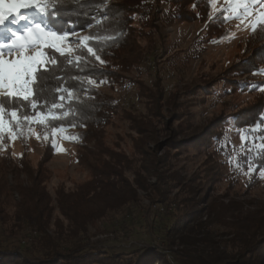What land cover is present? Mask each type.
Masks as SVG:
<instances>
[{
	"label": "trees",
	"instance_id": "trees-1",
	"mask_svg": "<svg viewBox=\"0 0 264 264\" xmlns=\"http://www.w3.org/2000/svg\"><path fill=\"white\" fill-rule=\"evenodd\" d=\"M163 1L60 0L57 4L59 21L53 23L72 21L77 29H83L77 33L86 31L84 38L99 39H86V44L75 51L72 62H69V55L56 54V63L49 64V72L44 74L46 78L42 81L46 87L39 97L46 103L39 112L47 111L57 102L55 89L64 86L72 92L71 102L65 106L70 113L65 118L49 120L45 129L38 127L37 131L50 135L67 129L76 131L80 140L77 163L88 172L89 179L74 191L58 188L52 200L44 185L47 179L44 165L54 153L52 144H46V153L35 170L29 167L23 170L30 183L18 181L20 170L11 168V159L6 156L0 165V264H170L161 253L152 250L142 255H125L107 254L94 247L85 249V237L91 225L103 221L114 211L125 210L130 214L137 207L136 191L127 180V173L133 175L132 183L140 190H145L149 186L148 178L154 177L155 191L161 196V203L170 201L168 194L176 189L174 200L177 204L174 203L173 214L176 219L167 230V237L171 245L177 240L186 248L174 252L178 264H264V215L255 211L250 213L244 209L243 202L234 198L226 204L215 203L217 198L212 192L218 175L214 164H210L212 157L209 158L216 152L227 151L222 143L230 129L237 132L245 128L255 129L246 134L254 138L255 144H264L260 139L264 137V120L260 119L264 113V93L235 111L211 117L204 125L189 124L192 114L185 108L178 110L183 106L177 104V96L169 93L166 97L158 76L155 58L163 42L155 22L163 25L201 22L209 38L202 41L216 44L221 37L212 33L225 20L223 13L211 17L208 0H169L174 7L165 13L159 10ZM190 5H194V11L185 10ZM102 16L105 18L98 22V17ZM140 41L144 44L141 45ZM89 45L95 54H89ZM243 55L240 63L224 70L218 79L206 82L211 94H230L238 90L251 92L261 85L264 25H258L252 32ZM140 70H153L151 86L143 80H131L125 76L132 72L138 75ZM246 74L251 75L243 82L234 81L235 77ZM92 81H103L102 84L113 91L135 88L145 112L136 113L124 108L115 97L95 89ZM200 85L191 90H199ZM164 105L172 108L166 111ZM32 111L26 106L22 114L32 115ZM184 116L185 121L174 128L170 120ZM117 118L126 122L127 129L132 132L126 134L130 155L106 137L107 128ZM187 129L190 135L180 139ZM213 145L216 148L210 150ZM190 149L211 155H208L203 169L186 177L174 169L172 161ZM161 152L163 155H158ZM258 153H264V150L245 148L234 157L244 168L248 167L245 161L251 158L258 166L254 173H258L264 168V154ZM24 159L23 155L20 156L23 166ZM8 174L17 179L12 186L5 182ZM14 193L18 195V201L13 197ZM9 207L11 210L7 209ZM56 210L59 217L53 219ZM212 216L217 220L218 228L230 232L231 237L224 242L225 251L219 249L215 239H209L215 237L212 230L207 229V219ZM200 237L202 239H198ZM198 245H201L200 249ZM23 250L31 252V257L23 255Z\"/></svg>",
	"mask_w": 264,
	"mask_h": 264
},
{
	"label": "rangeland",
	"instance_id": "rangeland-1",
	"mask_svg": "<svg viewBox=\"0 0 264 264\" xmlns=\"http://www.w3.org/2000/svg\"><path fill=\"white\" fill-rule=\"evenodd\" d=\"M120 1L124 0H111V3ZM208 1L210 3L211 17L219 13H223V16H225L226 9H229L230 6L235 7L233 0ZM173 7L169 0H164L159 10L165 13L173 9ZM185 10L194 11V5L186 6ZM261 12H264V5L258 4L254 12L246 19L239 20L232 18L225 21L224 24L217 26L212 34H215L218 38L220 36L221 38L216 44H212L207 40L202 41V39H207L208 37L206 28L201 22H175L167 25H163L158 21L155 22L161 31L160 35L163 42V46L158 49L155 58L158 76L162 80V87L165 90L166 97L169 93L177 96V104L183 106L182 108L179 107L178 110L182 111L185 108L188 113L192 114L189 123L192 126L199 127L204 125L211 117L221 113L228 114L231 111H235L250 103L260 93H264V68L261 73L262 76L259 77V81L262 82L261 85L256 86V89L251 92L238 90L230 94L213 95L205 85L207 81L218 79L217 77L224 70L230 68L233 64L240 63L245 57L243 51L247 48L252 32L254 31L252 25L256 24V27L260 25L256 22ZM104 18V16L101 18L98 17L97 21L99 22ZM85 34L86 31H83L70 37L72 43L65 46V51L70 57L69 61L72 62V56L75 51L81 45L86 44ZM209 37L212 38V35H209ZM140 44L143 45L144 43L140 41ZM40 51H43V49L26 52L25 55H36ZM192 54L194 55L193 58ZM7 59L14 58L9 57ZM153 75V70H140L138 75L132 72L125 76L131 80H143L147 86H151ZM250 75L246 74L235 77L234 81L243 82ZM195 85H200V89L197 91L191 90L196 88ZM92 86L107 96L115 97L124 108L126 107L136 113L145 112L142 103L137 99L135 88L133 87L113 91L109 90L102 83L92 82ZM59 88L61 92H56L57 98L63 95L65 99L62 101L57 99L55 103L57 105L56 107L39 112L34 117L29 115L32 118L30 121H24V126L20 127L14 134L15 138H11L6 132L3 138L0 139V165L4 158L9 156L11 159V162H9L11 163V168H19L20 173L17 178L18 181L24 184L30 183V181L23 170L28 169V167L35 170L39 161L46 153V144L48 142L52 144L54 153L44 165L47 172V179L44 185L52 200H54V194L58 188H63L67 192L74 191L89 179L88 172L77 163L76 157L80 151V140L77 138L76 131L72 129L54 131L51 135L49 133L40 134L37 131L38 127L45 129L49 120L59 117L65 118L70 113L69 109L65 106H68L71 102L72 92H69V89L64 86H60ZM163 107L166 111L172 108V106L168 108L167 105ZM53 114L56 115L54 116ZM184 118L186 116L175 121L171 119L170 122H172L174 128H177L181 124V121H185ZM189 129L184 131L185 134L180 139H184L190 135ZM128 133L132 134L127 129V123L117 118L107 128L106 137L108 140L111 139L114 144L117 143L123 148L124 152L130 155L129 140L126 137ZM240 134L241 132L233 129L227 130L222 143L223 148H227V151H223V153L216 152L211 155L205 151L198 152L190 149L184 152L178 160L173 159L172 163L174 169L179 171L182 176L190 177L204 168V162H206L210 154L211 156L209 158L212 157L210 158V164H214L218 175V180L214 184V190L212 192V195L217 198L215 203L226 204L230 199L234 198L235 201L243 202L244 209L250 211V213L255 211L257 213L261 212V215H264V177H260V171L258 173H254L253 171L250 178L245 174L248 171V167L240 168L234 166L235 164H239V162H236L234 156L235 153H241L242 142ZM246 143L250 146L254 142L252 140L245 142L243 145L244 150L245 148H249ZM261 144L262 142H259L255 145L259 146ZM149 147L153 148V146ZM215 148L216 145H213L210 150ZM224 152H228V156ZM161 154L163 155V152L158 155ZM22 155L25 157L23 160L25 166L20 163V156ZM230 158L233 159L232 165L229 164ZM126 178L136 191L137 207L132 209L130 214L125 210L124 212H121V210L114 211L109 213L103 221L95 222L91 225L85 237V242L87 243L85 249L94 247L107 254L125 255H133L135 253L142 255L152 250L161 253L170 264H178L174 252L186 248L177 240L171 245L167 237V230L175 223L176 219L173 215L175 205L177 204V201L174 200V196L177 193L176 189H173L168 194L170 201L161 203L159 202L161 196L155 191L154 177L148 178L149 186L145 190L138 189L132 183L134 181L132 174L127 173ZM16 180L11 174L5 177V182L9 186L14 185ZM162 192L160 191V193ZM13 197L16 201L19 200L16 193L13 194ZM53 205L56 206L55 203ZM7 209L11 210V207ZM58 217L59 213L56 210L53 214V219ZM204 218L205 216H203L202 221H204ZM207 220L209 224L207 229L212 230L214 233L213 236H215L209 237V239H215V242L219 243V249L221 251L227 250L224 249V246H226L224 242L231 237L230 232H225L218 228L219 226L215 222L217 221L215 217L213 219L212 216ZM262 228H264V225H262ZM198 239H202V237ZM13 244L16 245V242ZM204 245L210 246L209 243L205 242ZM200 248L201 245H198V249ZM23 251V255L31 257V252L27 253Z\"/></svg>",
	"mask_w": 264,
	"mask_h": 264
},
{
	"label": "snow or ice",
	"instance_id": "snow-or-ice-1",
	"mask_svg": "<svg viewBox=\"0 0 264 264\" xmlns=\"http://www.w3.org/2000/svg\"><path fill=\"white\" fill-rule=\"evenodd\" d=\"M59 2L60 0H0V139L6 132L11 138H15L14 134L21 124L39 114V108L46 103L39 97L46 87L42 81L46 78L44 74L49 72V64L56 63V54L68 55L65 46L72 43L70 37L83 30L77 29L72 21L53 23L59 21L60 13L57 10ZM233 4L235 7L230 6L225 10L226 14L223 17L225 21L232 18L246 19L258 4L264 5V0H233ZM256 23L264 25V12L259 13ZM252 27L255 30L256 24ZM36 49L43 51L37 52L36 55H25L26 52ZM87 50L89 54H95L91 45L87 46ZM9 57L14 59H7ZM96 58L99 59V56ZM77 59L79 60V57ZM55 90L61 92L60 88ZM57 99L62 101L65 97L60 95ZM26 106L33 110L32 117L22 114ZM56 106L53 103L52 107ZM260 119L264 120V113H261ZM256 127L259 128L260 124L257 123ZM248 131L255 129L245 128L241 131V152L244 151V143L254 139L246 134ZM253 147L264 150V144L257 146L252 143L249 150ZM260 154L264 153H258ZM245 163L248 165L245 174L251 178L258 166L252 163L251 158ZM229 164H233V159L230 158ZM234 166L243 168L241 164ZM259 175L264 177V168H261Z\"/></svg>",
	"mask_w": 264,
	"mask_h": 264
}]
</instances>
